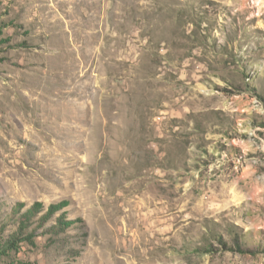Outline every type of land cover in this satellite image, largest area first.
<instances>
[{"label": "rangeland", "instance_id": "374dc122", "mask_svg": "<svg viewBox=\"0 0 264 264\" xmlns=\"http://www.w3.org/2000/svg\"><path fill=\"white\" fill-rule=\"evenodd\" d=\"M0 264H264V0H0Z\"/></svg>", "mask_w": 264, "mask_h": 264}, {"label": "trees", "instance_id": "16d2710c", "mask_svg": "<svg viewBox=\"0 0 264 264\" xmlns=\"http://www.w3.org/2000/svg\"><path fill=\"white\" fill-rule=\"evenodd\" d=\"M22 232H13L8 239H2L0 237V259L3 256H7L10 251H17L19 248V244L23 241H29L31 236L22 237ZM9 264H16V263H9Z\"/></svg>", "mask_w": 264, "mask_h": 264}]
</instances>
